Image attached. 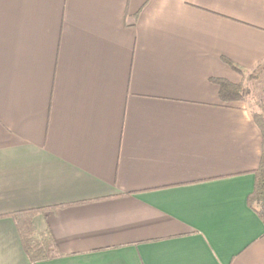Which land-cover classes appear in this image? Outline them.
<instances>
[{
    "label": "crops",
    "instance_id": "1",
    "mask_svg": "<svg viewBox=\"0 0 264 264\" xmlns=\"http://www.w3.org/2000/svg\"><path fill=\"white\" fill-rule=\"evenodd\" d=\"M263 64L264 0H0V264H264L262 130L213 82Z\"/></svg>",
    "mask_w": 264,
    "mask_h": 264
},
{
    "label": "trees",
    "instance_id": "2",
    "mask_svg": "<svg viewBox=\"0 0 264 264\" xmlns=\"http://www.w3.org/2000/svg\"><path fill=\"white\" fill-rule=\"evenodd\" d=\"M223 60L238 73L242 75L248 73L245 68L236 62L227 58H223ZM262 68H264V66ZM258 73L259 72H252L248 75L256 77ZM213 82L219 86V97L225 103L242 102L248 95V90L243 83L235 84L223 78H214ZM254 117L261 127L263 144L261 163L260 167L255 172L256 185L250 196V204L255 210L258 209L257 211H259L264 220V113L254 114ZM37 211L38 210H27L12 215L20 230L23 245L32 261L48 259L58 255V250L51 233L49 231L37 233L32 225V216L36 214Z\"/></svg>",
    "mask_w": 264,
    "mask_h": 264
},
{
    "label": "rangeland",
    "instance_id": "3",
    "mask_svg": "<svg viewBox=\"0 0 264 264\" xmlns=\"http://www.w3.org/2000/svg\"><path fill=\"white\" fill-rule=\"evenodd\" d=\"M264 66L261 65L256 71L259 72L256 77L248 75L244 81V85L248 90L246 99L254 114L264 113ZM261 70V71H260Z\"/></svg>",
    "mask_w": 264,
    "mask_h": 264
}]
</instances>
